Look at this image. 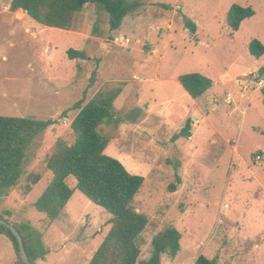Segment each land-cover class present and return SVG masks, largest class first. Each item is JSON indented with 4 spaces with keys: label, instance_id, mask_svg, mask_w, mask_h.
<instances>
[{
    "label": "rangeland",
    "instance_id": "374dc122",
    "mask_svg": "<svg viewBox=\"0 0 264 264\" xmlns=\"http://www.w3.org/2000/svg\"><path fill=\"white\" fill-rule=\"evenodd\" d=\"M128 1L142 7L112 32L101 6L87 5L64 31L11 12L12 0H0V116L56 122L25 168L40 183L25 195V177L0 214L9 211L11 222H30L42 233L48 255L36 264L90 263L111 229L110 216L73 178L67 180L73 197L57 221L34 204L52 181L46 164L56 143L75 142L73 106L85 93L88 103L121 88L118 123L100 131L110 140L105 154L145 178L133 204L149 220L139 261L151 257L153 238L172 226L182 235L181 251L175 259L163 256L162 264H195L201 255L218 264H264V56L248 49L255 39L264 44V0ZM233 5L256 12L234 38L227 22ZM70 49L85 51L89 60H70ZM191 73L214 84L198 100L178 80ZM190 119L193 139L183 134ZM176 173L182 184L173 193ZM16 258L1 236L0 264Z\"/></svg>",
    "mask_w": 264,
    "mask_h": 264
},
{
    "label": "trees",
    "instance_id": "16d2710c",
    "mask_svg": "<svg viewBox=\"0 0 264 264\" xmlns=\"http://www.w3.org/2000/svg\"><path fill=\"white\" fill-rule=\"evenodd\" d=\"M89 4L101 6L105 10L112 32L119 31L124 20L142 7L140 2L128 0H12L10 11H22L35 22L51 29L71 31L76 17ZM255 15L252 7L233 5L227 15L230 36L234 38L243 22ZM190 27L195 33L196 26L192 24ZM248 49L257 59L264 56V44L258 39L251 41ZM67 56L72 61L89 60L85 51L70 49ZM97 73L94 71L92 74L90 87L96 83ZM259 73L264 77V68ZM178 80L195 100L203 98L214 85L212 80L199 73L183 75ZM260 92L264 101V87ZM122 93L121 88L110 89L98 93L88 103L85 93L83 99L73 106L72 109L78 111L71 124L75 142L68 145L59 140L56 143L46 164L53 176L52 181L36 201L34 208L46 215L52 223L57 221L73 197V190L67 185V180L73 178L77 182V189L110 216L111 229L89 264H162L163 256L167 255L172 259L178 256L181 251V233L172 226L164 228L152 240L151 257L139 261L142 235L149 227V220L138 213L133 204L144 186L145 178L131 174L119 160L105 154L110 140L100 129L103 125L118 123L115 118V103ZM55 124L53 120L0 116V206L26 177V166L39 150L45 132ZM191 125L190 119L183 129L184 138L192 137ZM180 167L177 166V171ZM41 179L40 175H28L24 194L32 192ZM175 180L169 186V191L173 193L182 184L178 173ZM11 215L9 211H5L0 214V218L5 219ZM8 222L23 238L30 263L46 260L48 251L42 233L30 222ZM1 236L12 243L17 257L15 264H25L19 243L11 230L0 225ZM195 264H218V259L210 260L201 255Z\"/></svg>",
    "mask_w": 264,
    "mask_h": 264
},
{
    "label": "water",
    "instance_id": "95a60500",
    "mask_svg": "<svg viewBox=\"0 0 264 264\" xmlns=\"http://www.w3.org/2000/svg\"><path fill=\"white\" fill-rule=\"evenodd\" d=\"M8 221H9L8 217H5V219L0 218V225L8 227L11 230V232L14 234V236L16 237V239L19 243V247H20V251L22 254L23 261L25 262V264H31L29 261V257L25 251L23 238L21 237L18 230L14 226H12Z\"/></svg>",
    "mask_w": 264,
    "mask_h": 264
},
{
    "label": "built area",
    "instance_id": "2783aa9c",
    "mask_svg": "<svg viewBox=\"0 0 264 264\" xmlns=\"http://www.w3.org/2000/svg\"><path fill=\"white\" fill-rule=\"evenodd\" d=\"M124 39V38H123ZM226 101L228 102V104H231L232 103V98L229 96ZM258 161H261L262 160V157L258 156L257 158Z\"/></svg>",
    "mask_w": 264,
    "mask_h": 264
},
{
    "label": "crops",
    "instance_id": "0c3cea01",
    "mask_svg": "<svg viewBox=\"0 0 264 264\" xmlns=\"http://www.w3.org/2000/svg\"><path fill=\"white\" fill-rule=\"evenodd\" d=\"M187 93V92H186ZM188 94V93H187ZM189 95V94H188ZM204 115H205V117H206V113H204V112H202ZM190 139H193V136L190 138Z\"/></svg>",
    "mask_w": 264,
    "mask_h": 264
},
{
    "label": "bare ground",
    "instance_id": "6f19581e",
    "mask_svg": "<svg viewBox=\"0 0 264 264\" xmlns=\"http://www.w3.org/2000/svg\"><path fill=\"white\" fill-rule=\"evenodd\" d=\"M21 12V11H20Z\"/></svg>",
    "mask_w": 264,
    "mask_h": 264
}]
</instances>
